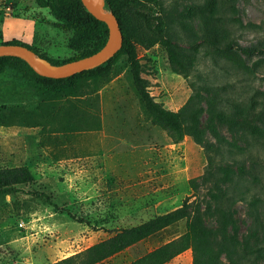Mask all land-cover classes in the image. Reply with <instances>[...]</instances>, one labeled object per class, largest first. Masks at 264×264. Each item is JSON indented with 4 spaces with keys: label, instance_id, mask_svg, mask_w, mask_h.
<instances>
[{
    "label": "rangeland",
    "instance_id": "1",
    "mask_svg": "<svg viewBox=\"0 0 264 264\" xmlns=\"http://www.w3.org/2000/svg\"><path fill=\"white\" fill-rule=\"evenodd\" d=\"M202 1L157 0L166 32L180 42L183 54L204 37L207 21L198 12H180ZM45 2L0 0V43L20 40L53 60L82 54L69 46L76 25L55 13L56 0ZM73 3L88 12L82 1ZM221 9L223 15L213 22L223 41L264 42V0H229ZM121 16L155 99L174 110L198 108L200 131L194 136L186 129L184 139L174 142L151 122L125 55L69 97L38 95L32 75L8 66L0 72V169L26 166L34 180L0 193V241L3 233L15 240L2 249L20 260L6 264H25L23 258L34 264L45 246L52 247L57 261L122 227L177 208L185 198L203 210L210 206L205 222L215 239L222 238L220 206L233 212L230 232L237 231L244 244L264 238L253 234L264 212V181L259 184L252 176L257 172L264 180V143L239 126L246 113L261 110L264 135V54L216 51L205 44L184 77L172 70L164 48L150 43L131 14ZM241 164L249 170L244 175ZM186 225L183 219L97 264H127L177 238ZM164 264H193V251ZM220 264H230L226 253ZM256 264H264V258Z\"/></svg>",
    "mask_w": 264,
    "mask_h": 264
},
{
    "label": "trees",
    "instance_id": "2",
    "mask_svg": "<svg viewBox=\"0 0 264 264\" xmlns=\"http://www.w3.org/2000/svg\"><path fill=\"white\" fill-rule=\"evenodd\" d=\"M38 1L42 5L46 4L45 0ZM106 1L109 10L117 15L124 36L122 47L106 62L67 77L57 78L39 74L25 59L19 56L2 55L0 56V72L8 66L15 67L21 70L25 77L30 75L34 77L38 95L48 97L57 93L69 97L78 95L84 82L89 81L96 74L108 73L116 56L125 55L134 85L148 118L152 123L166 129L174 142H180L184 139L187 131L194 136L199 133L201 126L200 111L198 108H193L189 111H185V108L174 110L155 99L149 89V80L143 75L145 65L138 55L135 41L125 31L121 13L132 15L136 26L150 36V43L152 45L158 43L164 48L172 70L184 77L190 74L197 55L205 44L216 51L231 52L240 50L249 56L264 54V42L259 45L244 46L233 40L223 41L219 36L217 25L213 21L223 15L221 14V8L229 0H203L186 7L180 12L181 14L198 12L207 21L204 37L194 40L190 44L191 53L189 54H183L180 42L167 34L165 13L157 9V0ZM73 2L74 0H56V3L51 5V7L58 16L72 22L78 29L77 33L69 41L70 47L83 52L73 58L76 59L99 50L108 39L109 27L105 21L98 19L91 12H82L81 9H77ZM1 43L26 45L37 54L48 58L54 64L72 60H53L46 55L40 54L36 48L16 39ZM261 121H263V111L253 109V113L248 112L242 117L239 126L251 134L256 141L264 143V135L261 133L260 127ZM256 164H258V161H256ZM227 171L234 173L232 169ZM247 172L249 170H246L245 166L241 164L239 173L244 175ZM252 176L259 184L263 183V177L257 172L253 173ZM33 180V173L26 166L0 169V193L4 192L7 186L23 184ZM191 182L195 187V179H192ZM210 209V206H208L206 210H203L199 203L192 204L188 198H185L182 205L177 208L157 214L138 224L122 227L114 234L91 244L85 249L49 264L101 263L127 247L183 219L187 221L185 232L127 264H164L189 248L193 251V264H220L223 253L228 255L230 264H256L260 258H264V238L254 245L244 244L239 238L237 231L230 232V225L233 221V212L230 208L223 206L216 208L221 217L220 230L222 238L220 240L215 239L211 229L205 222V213ZM261 233L264 234V212L257 217L253 230L254 235Z\"/></svg>",
    "mask_w": 264,
    "mask_h": 264
},
{
    "label": "water",
    "instance_id": "3",
    "mask_svg": "<svg viewBox=\"0 0 264 264\" xmlns=\"http://www.w3.org/2000/svg\"><path fill=\"white\" fill-rule=\"evenodd\" d=\"M89 12L109 27L106 43L96 52L72 59L60 64L52 63L48 58L37 54L32 48L23 44L0 43V56L14 55L25 59L39 74L50 77H67L86 69L94 68L114 56L123 45V31L117 15L106 9V0H82Z\"/></svg>",
    "mask_w": 264,
    "mask_h": 264
},
{
    "label": "crops",
    "instance_id": "4",
    "mask_svg": "<svg viewBox=\"0 0 264 264\" xmlns=\"http://www.w3.org/2000/svg\"><path fill=\"white\" fill-rule=\"evenodd\" d=\"M1 231V228H0ZM4 239L3 241H0V264H6V262H13V263H17L20 260L15 257V255L12 254V252H7L5 250H3V246L4 245H14L13 242L15 241L14 239L10 240L7 235H5V233H3ZM51 250L52 247L49 246H45L42 247V251L40 253L35 254L36 255V261L34 262V264H48L50 261H55L56 259L52 258V254H51ZM23 261L25 264H27L26 261H28L27 259L23 258ZM30 263H33L32 260H30Z\"/></svg>",
    "mask_w": 264,
    "mask_h": 264
}]
</instances>
